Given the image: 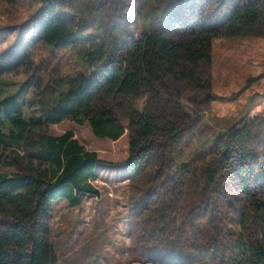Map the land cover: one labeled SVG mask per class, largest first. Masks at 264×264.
<instances>
[{
	"label": "rangeland",
	"instance_id": "obj_1",
	"mask_svg": "<svg viewBox=\"0 0 264 264\" xmlns=\"http://www.w3.org/2000/svg\"><path fill=\"white\" fill-rule=\"evenodd\" d=\"M241 1L0 0V102L13 98L26 120H38L41 107L65 89L67 80L94 75L81 61L80 48L97 43L121 51L147 31L176 39L204 25L218 28ZM51 2L80 31L76 42L48 45L40 39V20ZM193 70L203 88L166 78L151 90L111 100L109 108L123 127L117 140L94 136L87 120L79 124L67 118L44 127L51 135L72 130L106 162L91 180L97 196L82 197L76 207L64 199L52 202L45 221L54 264H243L237 244L258 238L248 197H264V134L248 161V194L233 173L209 186L201 172L211 169L219 176L216 137L264 117V21L235 36L218 31L211 62ZM133 110L178 135L152 136L147 157L130 179L124 161ZM29 156L23 144L11 141L1 170L21 171ZM10 225L0 212V236Z\"/></svg>",
	"mask_w": 264,
	"mask_h": 264
},
{
	"label": "trees",
	"instance_id": "obj_2",
	"mask_svg": "<svg viewBox=\"0 0 264 264\" xmlns=\"http://www.w3.org/2000/svg\"><path fill=\"white\" fill-rule=\"evenodd\" d=\"M43 13L39 28L44 43L76 42L80 31L69 26L54 2L48 3ZM262 21L264 0H244L218 28L204 25L176 39L147 31L121 51L90 44L88 48H80L78 55L87 69L95 70L94 75L67 80L65 89L41 107L38 120H26L13 98L0 102V162L11 141L23 144L30 151L21 171L7 174L0 167V212L11 222L10 230L0 236V264H54L56 255L47 238L49 227L45 221L52 202L64 199L76 207L82 197L99 194L91 180L98 165L106 162L95 151L81 145L72 130L51 135L45 126L67 118L79 124L87 120L94 136L117 140L123 127L109 108L111 100L151 90L166 78L203 88L193 68L211 62L212 39L218 31L235 36ZM128 119L129 155L124 164L131 179L147 157L152 136L163 134L173 139L178 132L144 112L133 110ZM262 134L264 117L258 121L246 120L241 127L229 128L216 137L213 151L219 176L211 169H204L201 172L204 182L211 186L218 182L217 178L223 180L233 173L248 194L251 177L248 161L258 152V138ZM248 199L257 220L258 238L255 242L240 240L235 251L243 264H264V197Z\"/></svg>",
	"mask_w": 264,
	"mask_h": 264
}]
</instances>
